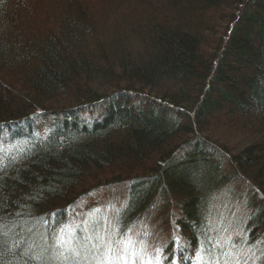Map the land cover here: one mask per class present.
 <instances>
[{
  "label": "trees",
  "instance_id": "1",
  "mask_svg": "<svg viewBox=\"0 0 264 264\" xmlns=\"http://www.w3.org/2000/svg\"><path fill=\"white\" fill-rule=\"evenodd\" d=\"M4 139L0 264H58L64 212L124 186L120 237L175 205L165 257L216 264L222 186L264 234V0H0Z\"/></svg>",
  "mask_w": 264,
  "mask_h": 264
},
{
  "label": "rangeland",
  "instance_id": "2",
  "mask_svg": "<svg viewBox=\"0 0 264 264\" xmlns=\"http://www.w3.org/2000/svg\"><path fill=\"white\" fill-rule=\"evenodd\" d=\"M3 142L0 144V155L3 148L4 151H8L16 145L7 139H4ZM233 144L220 143V145L228 147ZM234 181L231 182L232 185H224L222 189L215 192L221 193L218 199L212 200L210 206L212 209L208 214L211 225L214 226L213 231H215L214 236L217 238V246H219V250L222 249V255L216 264H260V261L264 259V234L258 241L249 243V231L246 229L244 212L248 203L227 200L225 197V191H229L232 186L234 190H237L235 186H238V184L234 186ZM127 192V186L116 190L103 191L70 207L64 212L68 220L64 219L63 223H55L51 229L53 233L48 250L50 256L54 258V243L58 235L67 238L69 247H79L81 244L87 243L85 237L95 239L99 235L105 236L109 241H116L118 245L129 237L134 241H146V250L143 255L136 256L135 264H147L149 259H151L152 264H156L158 256L167 258L165 257V250L168 242L163 227L166 226L168 229L167 234L169 233L170 237L175 238L174 233L170 230V224L179 216L177 207L173 205L166 210H162L158 205L152 207L153 209H150L139 218L132 230L125 232L120 240H117L119 217L126 202ZM164 212L168 224L163 216ZM213 243L216 244L215 241ZM136 247L139 248L140 245L137 244ZM55 251L58 252L59 250L56 249ZM94 253L95 249L91 245L87 248H80L79 264H96V260L93 259ZM194 253L195 251H192L190 255L192 256ZM67 255H71V253ZM194 258H196V255H194ZM208 258L212 259L211 256ZM199 259L200 256L194 263L200 264ZM55 261L58 264H63L59 259H55ZM129 264H132L131 255H129Z\"/></svg>",
  "mask_w": 264,
  "mask_h": 264
},
{
  "label": "snow or ice",
  "instance_id": "3",
  "mask_svg": "<svg viewBox=\"0 0 264 264\" xmlns=\"http://www.w3.org/2000/svg\"><path fill=\"white\" fill-rule=\"evenodd\" d=\"M85 240L87 243L81 244L79 247H69L67 238L58 235L54 243V259L67 260L69 259L67 254L71 253L79 264V249L91 245L95 249L93 259L96 260V264H129V255L132 257V264H135L136 256L143 255L147 247L146 241H134L131 237L123 240L120 245L116 241H109L105 236L99 235L95 239L85 237ZM117 240H120V234L117 235ZM173 243L175 244V241ZM137 244L140 245L139 248L136 247ZM182 248L183 246H181V250ZM56 249L59 251L56 252ZM147 264H152L151 259L147 261ZM156 264H172V259L158 256Z\"/></svg>",
  "mask_w": 264,
  "mask_h": 264
}]
</instances>
